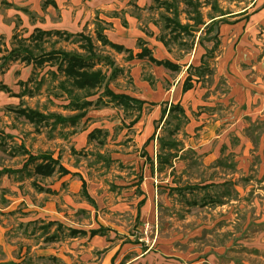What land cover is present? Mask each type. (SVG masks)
I'll list each match as a JSON object with an SVG mask.
<instances>
[{
	"label": "rangeland",
	"instance_id": "rangeland-1",
	"mask_svg": "<svg viewBox=\"0 0 264 264\" xmlns=\"http://www.w3.org/2000/svg\"><path fill=\"white\" fill-rule=\"evenodd\" d=\"M252 1L156 0L152 14L144 17L154 23L157 36L179 66L193 55L204 56L203 64L190 72L200 77L196 86L204 91V101L210 105L207 115L215 114L210 117L220 122L215 130L221 133L212 143L214 151L220 153L215 159L207 158L204 150L209 142L183 149L180 158L172 159L174 169L157 166L148 208L145 204L137 206L141 193L134 184L145 176L144 167H150L144 151L154 162L158 146L154 140L143 146L140 135L144 124H128L135 110L103 105L73 125L56 124L53 116L29 120L20 109L65 116L75 112L67 107L68 98L60 85L62 74L53 75L43 66L24 72L20 67L10 72L1 69L0 82L8 85L9 91H0V170L21 167L29 154L55 152L54 157L59 155L69 169L87 171V186L94 202L81 190L69 194L68 183L60 184L57 175L47 178L32 174L29 178L26 174L33 164L24 173H0V264H118L121 253L141 255L144 264H157L159 258L162 264H264V112H256L259 99L245 98L247 85L256 88L254 82L259 84L264 79L259 67L251 70V64H257L264 52V19H259L255 29H248L250 33L247 23L239 26L236 40L223 39L225 31L217 29L221 23L237 20L236 16L243 18L244 8H258L261 14L260 5L253 8ZM46 3L0 0V52L13 43L29 48L34 55L51 49L83 52L85 41L79 36L63 32L28 37L39 24L35 19L38 15L33 19L27 11L34 12ZM198 16L203 22L200 25L194 24ZM213 16L221 18L207 29ZM177 22L191 27L183 30ZM94 28L95 24L85 29L87 35ZM95 43L96 53L106 55L112 67L121 69L108 87L116 92L132 90L130 69L123 64L125 56L117 58L116 50ZM252 44L257 55L251 53ZM231 50L240 58L235 69L230 70L227 64L225 67L226 62L218 66L215 56ZM249 56L252 61H246ZM110 68L102 66L108 74ZM52 70H56L55 65ZM144 73L147 77L149 70ZM171 74L177 80L183 73ZM66 85L85 96L86 91L70 81ZM92 91L95 93L87 97L89 100H95L102 88ZM144 107L140 117L143 120L145 112V121L154 106ZM168 119L174 122L170 116ZM92 120L102 122L108 132L96 133L86 146L75 147L72 135L87 128ZM171 125L164 122L158 133L167 137ZM183 127L172 136L185 144L201 140L200 133L189 137ZM32 179L53 186L57 193L39 192ZM94 191L100 195L94 196ZM53 220L63 226L52 225L46 232L44 227ZM67 227L84 229L87 234L71 237ZM99 227L104 228V235L90 237L89 230ZM116 250L120 256L113 259L111 253Z\"/></svg>",
	"mask_w": 264,
	"mask_h": 264
},
{
	"label": "crops",
	"instance_id": "crops-1",
	"mask_svg": "<svg viewBox=\"0 0 264 264\" xmlns=\"http://www.w3.org/2000/svg\"><path fill=\"white\" fill-rule=\"evenodd\" d=\"M156 0H47L48 3L45 4L43 7L42 5L39 6L36 11L32 12L30 10L27 11L29 15L32 14L33 19L36 15H38V24L34 27V31L30 33L28 37L31 36L32 33L36 31V29H40L43 31H59L64 32L66 34H73L72 36H75L74 34L77 33H84L87 35V32H85V29L89 30L95 24V22L103 23L106 28L104 29V34L106 37L121 46H123L125 49L131 50L133 57L128 58V52L127 51H113L115 52V55L117 58H123V64L127 65L129 70V74L132 78V90H124L120 91L126 94H129L130 96H133L135 98H138L140 100H143L145 103L143 104L146 108V106H149V103H154V108L145 118L144 116L145 112L142 114L143 120H141V117L139 120L134 123L135 124H144V129L142 134L140 135L143 140V146L146 147L149 142L156 141L157 146L158 141L157 137L161 134L158 133V130L161 129L162 124L164 123L165 119L168 116V109L171 104H179L187 117V122L183 123V132L188 134L189 137H193L195 133H200L201 139L197 144L194 142H190L189 144H185V141L179 140L176 137L168 136V138H174L176 141L179 142V145L177 146V150L175 151L176 156L170 157L168 163L159 164L157 155L159 153V148H157L156 157L153 158L150 157L149 153L147 151H144L143 157L145 160H149L150 167H144V173L145 176L141 179H139L138 184H134V187L139 186L140 190V196L138 199H136L137 206L140 207L142 204H145L146 207L151 204V190L153 189V178L152 175L157 171V168H163L164 165H168L169 169H174V165L172 164V159L174 158H180L179 153L185 149L186 147H200V146H206L209 142V147H205V151L207 152V158L209 159H215L217 155L220 153L217 151H214V148H212V143L215 142L218 138H220L221 133L217 132L215 128L220 123L215 118H211L210 116L213 115H207L208 106L209 103L204 101L203 94L204 91H201L199 86H196L197 80H199V76L191 74L192 77V86L186 91H183V83L185 78L189 75V67H198L199 65H202L204 56L202 53H199L198 55H193L191 58L185 60L183 63L184 66H180L179 69L174 70L168 67H165L164 65H158L149 60V56H152L153 58L157 60H168L174 64L180 65L178 63H175L170 52L165 47L164 42L161 40L160 37L157 36V32H155V25L152 21L145 20V16L148 14V12L151 13L152 7L154 6V2ZM163 2V1H162ZM251 5L256 7V5H260L259 8L261 9V14L257 12L258 8L251 10L244 8L242 9L243 14L240 16H243V18H239L238 16L234 17L237 18V20L231 19L233 21L227 22V23H221L219 24V27H217L218 31L220 33L224 30V37L227 41L231 40L232 38L236 40L237 36L239 35V26L242 27L247 23V33H250L249 30L251 28L255 29L257 25H259V19H264V0H253L251 2ZM25 10V9H23ZM36 12V13H35ZM231 14V13H229ZM249 15V19L246 17ZM53 16L56 17V19L53 18ZM220 16V15H219ZM221 17L213 16L209 19V22H207V29L210 28L212 24H209L212 20H218ZM94 20V22H93ZM35 23V22H34ZM195 24V23H194ZM196 24V25H200ZM206 25V24H205ZM249 29V30H248ZM91 36L94 35V29L91 31ZM93 38V37H92ZM15 44L13 43L12 46L9 49H5L3 52H0V72L2 70H7V72H10L11 70H14L15 68H21L22 72L26 71L29 67H36L33 62H25L24 60H20L19 58L9 60L5 64H2V57L3 55L7 54ZM142 49H144V55L141 57H137L136 53L140 52ZM146 49V50H145ZM251 53H255L257 55L258 50L255 48V45L252 44L251 47ZM240 58L237 54L234 53V51H227L225 55H217L215 56L214 60L218 61L217 65H221L223 62L228 65L229 69L231 68L235 69V64L238 62ZM253 59L249 56L246 57V61H252ZM18 62H22V65H17ZM55 64H50V62H45L41 67H49L48 72L52 70V67ZM120 64L119 66H121ZM56 66V65H55ZM223 66V65H222ZM40 67V65H38ZM146 67V69H145ZM183 68L184 70H180V68ZM221 67V66H220ZM256 67H259L262 75L264 76V52L261 53V57L258 60L257 64L252 63L251 64V70ZM192 69V68H191ZM195 69V68H193ZM149 70V73L147 77H145V71ZM237 70V69H236ZM56 71V70H52ZM174 71H181L183 74L179 79H175L174 75L171 73ZM178 73V72H177ZM149 74H151L152 78H148ZM257 74V73H256ZM251 75L255 76L254 72L251 71ZM262 76V77H263ZM0 84H3L7 86L8 91L9 87L8 85L0 82ZM253 85H256V88L248 87L245 91H247L245 98H251L254 101H257L259 99L260 105L256 107V112H264V79L261 80V83L257 84L254 82ZM2 91V90H0ZM116 92V91H114ZM157 107V108H156ZM166 107L167 111L160 121L161 117V110L162 108ZM198 107H200L198 109ZM94 109H97L93 106H90L86 109L85 114L83 117H89L90 114L89 111H92ZM198 109V110H197ZM99 110V109H98ZM254 110V108H253ZM72 111V110H71ZM74 112V111H73ZM43 113V112H42ZM193 113L195 116H192ZM60 114V113H59ZM62 115V114H61ZM169 117V116H168ZM80 118V119H81ZM80 119H78L76 122H78ZM55 120V119H54ZM218 121V122H217ZM56 122V121H55ZM69 123V122H56V124H67L70 125L75 124ZM55 124V125H56ZM129 124V123H128ZM132 126V125H131ZM157 126V128L155 127ZM182 128V127H181ZM214 128V129H212ZM94 129H100L101 131L107 133L108 127L103 125L102 122H95L92 120V123L87 128H82L80 131L75 132L72 135V140L75 142V147H84L86 144L92 139H89L88 134L94 130ZM182 129L179 128V132ZM176 132L175 134H178L179 132ZM182 133V132H181ZM180 133V134H181ZM154 135L152 139H150L147 143L146 141ZM191 140V139H189ZM192 145V146H191ZM50 152V151H49ZM51 155L54 157L55 152H50ZM167 153V152H165ZM33 155V154H32ZM59 157V155L55 156ZM25 162V161H24ZM154 163H156V169L154 167ZM23 165V164H22ZM65 168L69 170V173L62 174L58 171H54L49 176H42L41 177H52L54 175L59 176L58 179H60V184H64V182L68 183L69 186V194L76 195L81 190L82 192V180L85 181V189H86V195L85 197L90 198L91 193L88 189V178L86 177L87 171H81V169H75L71 170L65 165H63ZM159 166V167H157ZM22 167V166H21ZM21 167L17 168L20 169ZM162 170V169H161ZM19 173V172H18ZM24 173V172H21ZM8 174V173H6ZM27 175V174H26ZM148 175V176H147ZM29 178L32 176L28 175ZM34 179H32L33 181ZM31 181V184L33 183ZM34 182L37 184L38 187H42V189H49L50 192H47L45 190H38L39 192H45V194H56V189L53 188V186H44L41 183L34 180ZM132 184V183H131ZM33 185V184H32ZM95 186V184H90ZM34 186V185H33ZM35 187V186H34ZM176 188V187H175ZM37 189V188H36ZM59 190V189H57ZM69 194L66 195L69 196ZM94 196L98 197L100 194L96 191L92 193ZM92 196V195H91ZM91 202H94L93 199H91ZM136 205V204H135ZM139 212V209H138ZM57 223L61 224V227L63 226L61 222L58 220H53ZM71 229H79V228H73V227H67V230L71 237H76L78 234L86 235L87 231L84 229H79L82 231V233H70ZM103 228V227H99ZM98 228V229H99ZM104 229V228H103ZM94 229L89 230V236H101L104 235V232L91 235L90 231ZM49 232V231H48ZM53 234V233H52ZM55 235V234H54ZM130 254V253H129ZM117 250L111 253L112 256L115 259L118 256ZM120 256V255H119ZM122 259L118 262V264H144L145 262L142 261L141 255L138 257L137 254H131V256H127V253H121ZM127 256V257H126ZM163 261L159 258L157 260V264H162ZM178 262H169V264H177ZM110 264V263H108Z\"/></svg>",
	"mask_w": 264,
	"mask_h": 264
},
{
	"label": "trees",
	"instance_id": "trees-1",
	"mask_svg": "<svg viewBox=\"0 0 264 264\" xmlns=\"http://www.w3.org/2000/svg\"><path fill=\"white\" fill-rule=\"evenodd\" d=\"M165 2V1H164ZM214 20H212L209 24H212ZM195 24L203 23L202 18L198 16L197 20L194 21ZM177 25L183 29L186 30L187 28H190L191 25L181 24L180 22H177ZM208 26V25H206ZM106 26L103 23L95 22V28H94V38L95 41H97L99 44L103 46H109L110 48L116 50V51H127L128 58H132L133 54L131 50L125 49L123 46L114 43L110 41L106 35L104 34V29ZM53 33H62L59 31H43L40 29H36L34 33L31 34V37L34 36V34H53ZM72 36L73 34H69ZM75 36H79L81 39H83L85 42L81 45L82 51L79 52L77 50H62V49H51L49 51H44L43 53H40L39 55H34L32 51L24 47L22 45H15L7 54L3 55L2 57V64H5L9 60L19 58L20 60H24L25 62H33L35 65H43L45 62H50V64L56 65V71H49V73L56 75V73L60 72L63 76V80L60 82V85L62 89L66 92L67 98H68V104L67 107L70 108V110L75 111L72 115L65 116L58 113H50L45 114L40 111H36L34 109H20V112L24 114L26 118L29 120H44L49 116L55 117L56 122H69L74 123L78 119L84 116L85 111L88 107H100L105 106L109 104L120 106L123 111L127 110H135L137 113L136 115L131 119L129 122V125H133L136 123L140 116L143 104L145 103L143 100H140L138 98H135L133 96H130L129 94L123 93V92H114L112 89L108 87V82L115 78L120 72V67L114 66L112 67L113 63L112 60H110L106 55L98 54L96 53V43L94 39L86 35L84 33H77L74 34ZM146 50V49H145ZM144 49H142L140 52L136 53L137 57L143 56ZM149 60L154 62L158 65H164L165 67L177 70L179 69V65L174 64L168 60H157L153 58L152 56H149ZM102 66H106L107 68H110L109 74L106 72L107 70H103ZM198 67H192L190 66L189 69L195 68L198 69ZM191 72L189 71V75L185 78L183 83V91L188 90L192 86V77ZM70 81L72 85H74L77 89L85 90V96L81 97L73 87H69L66 85V82ZM98 88H102V92L95 100H89L87 99L88 96L93 95L95 93L94 90H97ZM0 90L8 91L7 86L0 84ZM150 105H154V103H149ZM167 109L166 107L162 108L161 110V117L160 121L164 117ZM168 116H170L171 120H174V122H169ZM168 116L165 119L164 122L171 123V129H168L167 137H164V135H159L157 137L158 145H159V153L157 155V159L159 164H164L169 162L170 157L176 156L175 151L177 150V146L179 145V142L176 141L174 138H168V136H171L172 134H175L180 126L183 123L187 122V117L185 115V112L183 108L179 104H171L168 109ZM157 128V126H155ZM102 132L100 129H94L89 134V139L93 138L96 133ZM154 135L149 137V139L146 141V143L152 139ZM167 152V153H165ZM30 164H33L32 171H28V167ZM28 171L29 173L27 175L37 174L42 176H49L54 171H58L62 174L69 173V170L63 166V164L60 162L59 157H53L50 152H43L37 155L29 154L25 162L23 163L22 167L20 169H2L0 170V173H18V172H25ZM82 180V193L86 195V189H85V181ZM33 185L37 188V190H45L47 192H50L49 189H42V187H38L37 184L32 181ZM88 197V195H86ZM56 221H48L46 224V227L44 229L46 232L47 230L52 226L55 225ZM57 227H61L60 223H57ZM70 233H82L79 229H71L69 228ZM103 228L94 229L90 231L91 235L101 233ZM54 237V236H53Z\"/></svg>",
	"mask_w": 264,
	"mask_h": 264
}]
</instances>
